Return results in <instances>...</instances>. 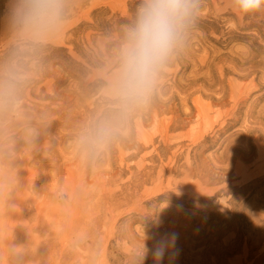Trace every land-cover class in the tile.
Segmentation results:
<instances>
[{
	"label": "rangeland",
	"instance_id": "rangeland-1",
	"mask_svg": "<svg viewBox=\"0 0 264 264\" xmlns=\"http://www.w3.org/2000/svg\"><path fill=\"white\" fill-rule=\"evenodd\" d=\"M140 0H64L61 29L20 51L0 0V264H264V9L198 0L149 103L98 154L77 139L112 111L104 88Z\"/></svg>",
	"mask_w": 264,
	"mask_h": 264
},
{
	"label": "clouds",
	"instance_id": "clouds-1",
	"mask_svg": "<svg viewBox=\"0 0 264 264\" xmlns=\"http://www.w3.org/2000/svg\"><path fill=\"white\" fill-rule=\"evenodd\" d=\"M242 14L264 9V0H233ZM64 0H12L10 23L20 51L42 47L64 23ZM199 15L198 0H140L134 18L125 26L115 53L112 71L104 96L111 113L86 125L77 145L85 155L98 154L119 133L121 122L151 100L161 71L184 46L186 37ZM25 76L15 64L7 79L0 84V109L16 102V94ZM178 234L159 235L154 247L146 245L141 253L144 261L149 251L155 264H162L179 254Z\"/></svg>",
	"mask_w": 264,
	"mask_h": 264
}]
</instances>
